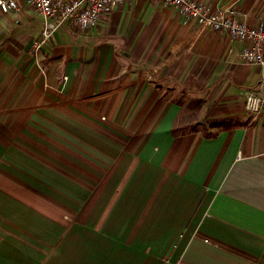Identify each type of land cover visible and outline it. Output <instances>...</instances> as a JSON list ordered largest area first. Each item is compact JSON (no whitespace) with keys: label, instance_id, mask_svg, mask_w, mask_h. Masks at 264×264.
<instances>
[{"label":"crops","instance_id":"obj_1","mask_svg":"<svg viewBox=\"0 0 264 264\" xmlns=\"http://www.w3.org/2000/svg\"><path fill=\"white\" fill-rule=\"evenodd\" d=\"M200 1L264 23V0ZM43 25L26 0L0 11V264H264L245 109L264 68L243 43L155 0L37 51Z\"/></svg>","mask_w":264,"mask_h":264},{"label":"built area","instance_id":"obj_2","mask_svg":"<svg viewBox=\"0 0 264 264\" xmlns=\"http://www.w3.org/2000/svg\"><path fill=\"white\" fill-rule=\"evenodd\" d=\"M23 0H0V11L10 13L22 7ZM42 16L44 25L34 41L39 51L52 34L62 25L69 23L82 30L94 28L115 6L133 0H26ZM164 7H178L188 20H196L215 30L227 32L243 43L240 58L249 64L264 68V23L251 25L237 9H213L200 0H155ZM245 109L251 114L264 113V96L249 92L245 96ZM250 154V147L246 149ZM242 152L239 157H242ZM264 158V150L259 154Z\"/></svg>","mask_w":264,"mask_h":264},{"label":"rangeland","instance_id":"obj_3","mask_svg":"<svg viewBox=\"0 0 264 264\" xmlns=\"http://www.w3.org/2000/svg\"><path fill=\"white\" fill-rule=\"evenodd\" d=\"M262 96V95H261ZM191 120H193V119H191Z\"/></svg>","mask_w":264,"mask_h":264}]
</instances>
